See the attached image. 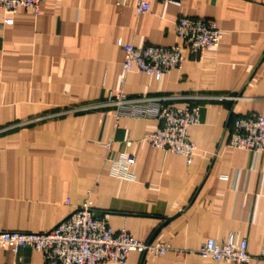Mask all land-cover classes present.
I'll use <instances>...</instances> for the list:
<instances>
[{"label":"crops","instance_id":"obj_1","mask_svg":"<svg viewBox=\"0 0 264 264\" xmlns=\"http://www.w3.org/2000/svg\"><path fill=\"white\" fill-rule=\"evenodd\" d=\"M137 2L0 10V233H46L90 203L143 243L177 216L152 243L171 251L143 264H208L200 248L229 236L248 243L247 264H264V154L228 145L236 118L264 116V0H150L142 15ZM180 18L214 21L220 47L202 59L184 50L183 66L160 80L137 70L123 79L125 47L181 45ZM118 94L199 109L191 162L144 140L160 122L89 109ZM125 155L136 161L118 178ZM141 262L133 252L126 264ZM0 264L46 263L24 248L0 249Z\"/></svg>","mask_w":264,"mask_h":264},{"label":"built area","instance_id":"obj_2","mask_svg":"<svg viewBox=\"0 0 264 264\" xmlns=\"http://www.w3.org/2000/svg\"><path fill=\"white\" fill-rule=\"evenodd\" d=\"M43 0H0V10L16 14L20 9L38 14ZM167 3L175 0H164ZM125 4L126 0H118ZM150 0H138V15L150 12ZM177 36L181 45L172 47L133 45L125 47L121 77L137 70L160 80L173 70L180 69L184 62V50L202 59L208 50L220 47L223 34L214 21L206 19L180 18ZM115 107L119 117L156 120L161 126L144 138L154 148L183 156L188 163L197 151L190 137V128L200 123L199 109L174 108L160 98L127 99L122 94L111 98L106 104L89 109ZM128 146L131 144L128 143ZM229 147L243 150L258 157L264 154V116L239 117L233 122L229 136ZM133 155H125L117 163L114 175L128 178L129 168L135 163ZM31 248L41 253L46 264H126L133 252L146 256H164L170 246L147 245L133 239L126 230L115 233L109 218L97 219L89 204L75 210L68 218L46 233H0V249L18 254L21 249ZM208 262L247 264L251 260L248 243L244 240L236 245L234 236L223 243L209 239L198 251ZM264 257V254H263Z\"/></svg>","mask_w":264,"mask_h":264},{"label":"water","instance_id":"obj_3","mask_svg":"<svg viewBox=\"0 0 264 264\" xmlns=\"http://www.w3.org/2000/svg\"><path fill=\"white\" fill-rule=\"evenodd\" d=\"M92 214L95 218L100 219L102 218L103 212H98V211H92ZM176 217L174 218H167L165 219V222L155 231V233L152 235L150 241L147 243V245H152V243L154 242L155 238L157 237V235L159 234V232L163 229V227H165L167 224H169L170 222H172ZM145 259V254H142V262L141 264H143Z\"/></svg>","mask_w":264,"mask_h":264}]
</instances>
